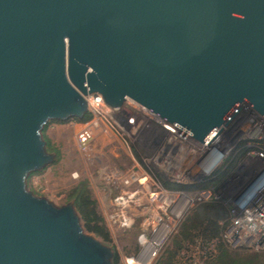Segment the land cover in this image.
Returning <instances> with one entry per match:
<instances>
[{"label": "water", "instance_id": "water-1", "mask_svg": "<svg viewBox=\"0 0 264 264\" xmlns=\"http://www.w3.org/2000/svg\"><path fill=\"white\" fill-rule=\"evenodd\" d=\"M92 95L207 147L242 105L264 117V0H0V264H113L74 202L28 189L45 127Z\"/></svg>", "mask_w": 264, "mask_h": 264}, {"label": "rangeland", "instance_id": "rangeland-1", "mask_svg": "<svg viewBox=\"0 0 264 264\" xmlns=\"http://www.w3.org/2000/svg\"><path fill=\"white\" fill-rule=\"evenodd\" d=\"M89 113L92 117L88 122H92L96 118L92 111L89 110ZM115 114L126 132L136 135V138L112 130L99 121L87 151L78 142L82 123L69 120L66 123H49L43 133L44 139L57 147L61 154L55 163L28 179V189L36 196L45 197L62 207L73 202L70 200L73 189L85 182L97 201L98 213L110 233L111 242L104 244L114 249L119 264H161L180 248L176 264H206L217 253L218 241H206L202 237L191 240L184 235L183 227L187 223L190 226V220L199 207L209 204L218 206L213 213L218 217V225L223 228L222 242L234 254L252 256V264H264V250L232 247L225 238L226 230L238 216L233 209L234 202L250 185H255L264 172V117L251 108L241 109L232 124L212 143V149L206 147V150L195 141L182 148L179 144L167 145L165 140L170 137L146 120L145 113L128 102ZM55 127L60 129L55 130ZM214 152L221 154L223 159L212 169L217 154ZM166 166L173 169V175L171 171H165ZM137 167L150 175L157 187L174 193L172 195L178 202V210L185 207L190 198V204L183 210L176 230L161 248L160 258L151 262L140 258L144 220L151 217L150 221H154L157 219L155 213L162 217L166 204L170 202L173 206L172 196L159 195L152 203L150 195H147L143 199V206H148L149 210L142 206H133L129 210L133 218L131 228L121 230L112 227L108 219L109 207L119 191L112 187L110 176L119 173L125 178Z\"/></svg>", "mask_w": 264, "mask_h": 264}, {"label": "built area", "instance_id": "built-area-1", "mask_svg": "<svg viewBox=\"0 0 264 264\" xmlns=\"http://www.w3.org/2000/svg\"><path fill=\"white\" fill-rule=\"evenodd\" d=\"M87 100L89 110L93 112V116L96 119L92 122L82 123V129L78 133V142L82 149L87 151L89 144L95 137L94 129L97 128L99 121L106 123L112 130L122 131L128 137L136 138V135H129L126 132L125 127L118 122L115 111L105 104L101 96L92 95L87 97ZM244 105H242V109ZM149 114L151 116L143 114L145 119L160 127V130L170 137L165 140L167 145L179 144L182 148L185 144L195 141V144L200 146V148L205 149L207 147L177 126L161 118L158 114L152 111ZM234 118L212 143L232 124L235 120ZM212 143L208 146L209 148H211ZM222 159L223 156L221 154H215V163L212 162V169L216 168L218 162ZM165 171H171L170 174L172 175L174 173L172 168L168 169V166L165 167ZM206 173H208L207 170ZM110 183L115 190L118 189L119 191L109 207L108 219L112 227L121 230L131 228L133 225V218L129 215V210L133 206H142L144 209L149 210L148 206H143V199L147 195H150L152 203L156 201L159 195L172 196L173 206L170 202L167 203L166 211H164L162 217L159 213H155L154 217H157V219L154 221H150L151 217L144 220V241L140 258L146 262H151L156 258L159 259L161 248L176 230L175 228L184 213L183 210L190 204V198L187 199L185 207L178 210V202L175 201V197L172 195L174 193L165 192L159 186L157 187L152 177L139 167L125 178L119 173L112 174ZM241 195L233 204V209L238 212V216L235 218L233 225L226 230L225 238L229 240L232 247L246 246L255 248L258 251L264 250V172L260 174L256 184L250 185Z\"/></svg>", "mask_w": 264, "mask_h": 264}, {"label": "trees", "instance_id": "trees-1", "mask_svg": "<svg viewBox=\"0 0 264 264\" xmlns=\"http://www.w3.org/2000/svg\"><path fill=\"white\" fill-rule=\"evenodd\" d=\"M91 117L92 116L89 113L84 119H71L69 121L87 123ZM66 122L68 121L61 123ZM48 126L49 124L45 127L43 133L46 131ZM45 141L47 142L48 151L57 154V157L59 158L61 154L60 150L52 145V143L47 139H45ZM41 172L42 171L35 172L31 174L29 178ZM70 198V200L75 203V207L81 217L85 231L101 239L105 244L111 242L109 230L104 225V219L98 213L97 201L92 197L88 185L85 182L79 184L73 189ZM217 207L212 204L199 207L195 216L190 220V226H188L189 223L184 225V235H186L187 238H192L191 240L196 237H202L206 241H218L217 253L209 258L206 264H252V256L244 257L234 254L226 246V243L222 242L221 235L223 228L218 225V217L215 213H213L215 211L214 209H217ZM180 250L181 248L177 249L166 259V261H163L161 264H176L177 254ZM113 264H119V259L115 255L113 258Z\"/></svg>", "mask_w": 264, "mask_h": 264}, {"label": "bare ground", "instance_id": "bare-ground-1", "mask_svg": "<svg viewBox=\"0 0 264 264\" xmlns=\"http://www.w3.org/2000/svg\"><path fill=\"white\" fill-rule=\"evenodd\" d=\"M243 108H249L247 105H244ZM96 129H94V132H95Z\"/></svg>", "mask_w": 264, "mask_h": 264}, {"label": "crops", "instance_id": "crops-1", "mask_svg": "<svg viewBox=\"0 0 264 264\" xmlns=\"http://www.w3.org/2000/svg\"><path fill=\"white\" fill-rule=\"evenodd\" d=\"M54 129H55V130H59L60 128H59V127H55ZM55 130H54V131H55Z\"/></svg>", "mask_w": 264, "mask_h": 264}]
</instances>
